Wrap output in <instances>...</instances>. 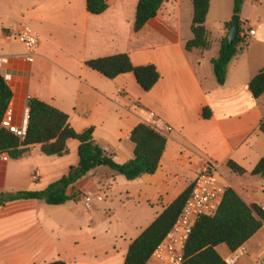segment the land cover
Wrapping results in <instances>:
<instances>
[{"label": "crops", "instance_id": "obj_1", "mask_svg": "<svg viewBox=\"0 0 264 264\" xmlns=\"http://www.w3.org/2000/svg\"><path fill=\"white\" fill-rule=\"evenodd\" d=\"M52 1L23 0L40 22H0V36L29 25L42 37L33 64L22 58L19 42L0 44V54L10 57L16 124L29 117L28 102L37 99L68 115L77 134L93 129L96 144L117 164L134 159L131 134L140 124L156 120L167 147L155 175L128 181L99 167L69 187L73 200L65 205L32 200L0 208V264H125L131 245L208 168H216L223 184L248 205L264 209V178L252 174L264 160V95L255 99L249 89L264 70V0H244L243 29L255 35L230 63L224 86L212 61L220 55L235 0H211L205 25L211 46L192 52L186 45L194 39V0H167L139 33L134 28L140 0H106L108 10L100 16L88 12L87 0H78L81 12H70L68 22H45L44 9ZM121 54L135 67L157 68L161 77L150 92L133 74L109 80L86 65ZM67 146L62 158L34 146L20 160H0V194L44 192L66 177L79 165L80 142ZM231 162L245 174H235ZM86 195L95 199L91 211L82 200ZM243 247L247 254L235 264H264V228ZM218 251L225 260L234 254L226 247Z\"/></svg>", "mask_w": 264, "mask_h": 264}, {"label": "trees", "instance_id": "obj_2", "mask_svg": "<svg viewBox=\"0 0 264 264\" xmlns=\"http://www.w3.org/2000/svg\"><path fill=\"white\" fill-rule=\"evenodd\" d=\"M167 0H140L135 21V32L139 33L146 25L157 18ZM211 0H194L192 32L194 39L187 43L186 50H208L210 42L206 22ZM244 0H235V15L240 14ZM87 10L91 15L100 16L108 10L106 0H87ZM232 22L226 25L227 35L221 42L220 55L212 61L217 83L224 86L228 67L238 57L245 46L241 39L244 23L240 22L237 38L229 43ZM87 67L109 80L125 74H133L145 92H150L160 80V73L153 65L135 67L130 56L121 54L108 58L90 60ZM249 89L255 99L264 95V70L250 83ZM13 93L0 73V154L8 152L14 161L24 158L32 147L41 146L47 157L62 158L69 154L68 141L80 142V162L72 167L66 177L50 185L44 192H23L0 194V208L16 201L42 200L50 206H62L73 200L67 195L69 187L75 185L99 167H108L113 172L136 181L145 175H155L160 167L167 147V137L159 129L148 124H140L131 134L135 145V157L120 165L108 158L105 151L94 141V131L90 129L77 134L70 126L68 115L37 99L31 100L27 137L21 141L14 134L1 128L2 120L10 107ZM210 118V111L204 112ZM264 133V121L261 124ZM229 168L238 175L245 171L235 163ZM253 176L264 178V160L253 171ZM192 192V187L182 194L165 212L131 245L125 264H146L155 250L170 235ZM264 228V209L258 205H248L233 189H227L218 213L204 217L196 224L186 245L183 264H228L218 248L226 247L231 253L238 251ZM53 264H66L56 262Z\"/></svg>", "mask_w": 264, "mask_h": 264}, {"label": "built area", "instance_id": "obj_3", "mask_svg": "<svg viewBox=\"0 0 264 264\" xmlns=\"http://www.w3.org/2000/svg\"><path fill=\"white\" fill-rule=\"evenodd\" d=\"M255 35L253 30L243 29L241 39L243 45L247 46L250 38ZM11 41L19 42L25 54L22 56L29 64H33L38 57L42 41L41 34L29 25H21L16 32H10L0 36V44L4 45ZM10 65V57L0 54V73L7 83L12 81V75L7 68ZM29 117L23 119L22 123L17 125L13 110L9 107L1 123V128L14 134L22 142L26 140ZM151 127L160 129L156 120L150 124ZM0 160L7 163L10 160L8 152L0 154ZM216 168H208L201 173L192 186V192L185 205V208L179 216L170 235L155 250L152 257L146 264H183L185 260L186 245L192 235V232L198 221L204 217L215 216L222 203L227 191ZM102 202L101 197L96 198ZM85 209L92 210L94 198L90 195L83 197ZM247 254L246 248L242 247L234 252L226 262L235 264ZM256 264H262L257 262Z\"/></svg>", "mask_w": 264, "mask_h": 264}, {"label": "rangeland", "instance_id": "obj_4", "mask_svg": "<svg viewBox=\"0 0 264 264\" xmlns=\"http://www.w3.org/2000/svg\"><path fill=\"white\" fill-rule=\"evenodd\" d=\"M243 5L244 3L241 6V11ZM80 6L78 0H74L71 5L67 0H53L45 6L43 20L45 22H68V19L72 18L74 13L81 12ZM32 12L30 6L23 4V0H0V22H40L41 19L38 15ZM70 12L73 13L72 16L69 15ZM209 22L211 31L214 30L215 32V20L211 19ZM112 264H122V262L114 261Z\"/></svg>", "mask_w": 264, "mask_h": 264}, {"label": "water", "instance_id": "obj_5", "mask_svg": "<svg viewBox=\"0 0 264 264\" xmlns=\"http://www.w3.org/2000/svg\"><path fill=\"white\" fill-rule=\"evenodd\" d=\"M240 22H241L240 15H235L232 20V27L229 33V43L230 44L234 42V40L237 38L239 34ZM30 106H31V101L28 102V107L30 108Z\"/></svg>", "mask_w": 264, "mask_h": 264}]
</instances>
